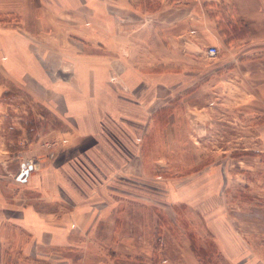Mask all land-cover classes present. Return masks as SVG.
<instances>
[{
	"label": "rangeland",
	"instance_id": "obj_1",
	"mask_svg": "<svg viewBox=\"0 0 264 264\" xmlns=\"http://www.w3.org/2000/svg\"><path fill=\"white\" fill-rule=\"evenodd\" d=\"M186 5L185 19L170 14L167 24L150 22L154 33L156 25L165 33L171 86L163 90L172 99L153 113L146 133L136 134L137 151L118 144L130 162L108 174L102 221L82 244L64 249L70 264H264V40L247 39L243 21L223 7L215 11L206 0ZM0 21L13 23L16 15ZM81 26L98 31L92 20ZM103 26L113 31V24ZM210 45L214 56L206 53ZM153 46L148 58L156 60ZM154 77L159 96L160 77ZM155 102L153 108L161 105ZM48 120L44 106L0 67V179H15L19 171L1 163L9 151L42 137L50 159L53 149L67 145ZM18 158L28 160L32 177L46 165L42 157ZM58 199V211L76 204Z\"/></svg>",
	"mask_w": 264,
	"mask_h": 264
},
{
	"label": "crops",
	"instance_id": "obj_2",
	"mask_svg": "<svg viewBox=\"0 0 264 264\" xmlns=\"http://www.w3.org/2000/svg\"><path fill=\"white\" fill-rule=\"evenodd\" d=\"M188 1L0 0V15H16L13 23L0 21L7 25L0 27L2 72L44 106L55 121L48 120L51 130L67 137L50 159L39 137L1 161L19 171L15 179H0V264H70L64 249L82 244L102 221L108 174L130 162L123 151H137L136 134L146 133L153 113L172 99L163 90L171 86L162 55L165 33L158 25L154 33L150 22L167 24L170 14L185 19ZM206 1L243 21L247 39L264 40V0ZM90 20L98 29L92 35L81 26ZM112 24V32L100 27ZM38 39L57 46L43 47ZM153 42L156 60L148 58ZM154 99L159 107H152ZM20 154L42 157L46 165L35 177L29 171L18 180L29 164ZM57 197L76 204L58 211Z\"/></svg>",
	"mask_w": 264,
	"mask_h": 264
},
{
	"label": "water",
	"instance_id": "obj_3",
	"mask_svg": "<svg viewBox=\"0 0 264 264\" xmlns=\"http://www.w3.org/2000/svg\"><path fill=\"white\" fill-rule=\"evenodd\" d=\"M31 165L30 163L18 174L17 176V179L18 180H21V181H24L25 180V177L26 175L28 174V172L30 171L31 169Z\"/></svg>",
	"mask_w": 264,
	"mask_h": 264
},
{
	"label": "built area",
	"instance_id": "obj_4",
	"mask_svg": "<svg viewBox=\"0 0 264 264\" xmlns=\"http://www.w3.org/2000/svg\"><path fill=\"white\" fill-rule=\"evenodd\" d=\"M206 53L209 56H214L217 53V48L214 45H210L206 49Z\"/></svg>",
	"mask_w": 264,
	"mask_h": 264
}]
</instances>
